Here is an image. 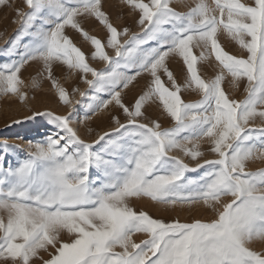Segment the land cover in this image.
<instances>
[{"label": "snow or ice", "instance_id": "1", "mask_svg": "<svg viewBox=\"0 0 264 264\" xmlns=\"http://www.w3.org/2000/svg\"><path fill=\"white\" fill-rule=\"evenodd\" d=\"M6 2L0 0V5ZM126 2L139 11L142 34L133 33L123 43L118 37L129 29L119 32L113 26L101 0H25L28 11L17 9L22 31L31 40L23 50L13 43L9 54L15 58L0 63V93L24 101L21 70L29 61L42 62L69 112L33 111V119L45 118V132L40 140L28 141L26 157L15 165L6 159L9 150L20 146L0 143V261L34 264L41 250L51 248L42 264H264V253L251 247L264 242V166H249L264 160V123L255 124L264 122V0H197L187 11H177L172 0ZM82 16H94L106 26L107 46L115 49V57L81 28L77 17ZM66 26L91 40L92 57L107 61L105 68L90 66L65 34ZM221 30L247 50L246 57L224 50L217 39ZM194 47L202 49L199 57ZM210 55L234 84L246 81L242 99L226 94L223 71L213 79L201 77L197 61ZM177 57L187 70L184 87L199 91L198 101L182 99V86L167 63ZM57 62L80 74L95 93L85 120L114 101L127 123L117 120L119 127L93 143L82 139L73 126L76 107L52 74ZM89 73L92 79H87ZM141 73L150 75L147 90L134 104H125L121 91ZM101 94L111 99H101ZM80 95L89 98L88 92ZM156 99L175 122L172 127L163 128L147 115L145 102ZM205 139L217 159L190 167L169 155L179 150L193 160L202 157L200 141ZM101 141L104 147L97 151ZM198 170L201 175H190ZM93 171L100 175L93 177ZM134 198L173 209L202 202L216 218L166 221L134 207ZM136 233L149 238L136 243Z\"/></svg>", "mask_w": 264, "mask_h": 264}, {"label": "rangeland", "instance_id": "2", "mask_svg": "<svg viewBox=\"0 0 264 264\" xmlns=\"http://www.w3.org/2000/svg\"><path fill=\"white\" fill-rule=\"evenodd\" d=\"M149 2V0H144ZM197 0H172V6L177 11H187L190 6H194ZM242 3L252 4L254 0H241ZM102 10L105 11L110 22L113 26L117 27L119 32H123L124 28H128L127 34L120 35L118 39L123 43L128 40L133 33L142 34L139 25V11L132 9L126 0H101ZM209 4H213L214 0H208ZM17 9L28 11L25 0H7L4 5H0V63L9 61L15 57L9 54V48L13 43L20 45V50H23V45L30 42L31 37L25 35L22 31L20 24V17L17 14ZM217 11V15H218ZM81 28L88 33L89 36H95L100 39L104 45V51L109 57H115L116 52L114 48L107 46L108 31L105 25L101 24L94 16L77 17ZM65 34L68 35L73 43L85 53L87 62L91 67L100 70L107 66V61L99 58H93L92 53L95 51L94 46L90 39L85 38L78 30L73 29L71 26H66ZM217 39L225 51L230 54L246 57L247 50L243 49L235 40H233L226 31L221 30L217 34ZM154 46V42L152 45ZM202 49L193 48V53L199 57ZM169 70L172 71L173 76L177 79V83L181 87V96L185 102H195L200 99V92L193 88L184 87L187 81V70L182 63V58H173L167 61ZM197 69L201 77L205 80L213 79L216 75L224 72V80L222 87L230 98L237 100L242 99L245 95L243 88L246 81H240L238 86L233 83L230 74L223 70L219 62L215 60L214 55H210L207 60H198ZM52 74L57 79V82L64 86L69 92V98L72 100L73 105L76 107L78 119H74L73 126L76 128L78 134L88 143H93L98 140L101 135L106 132H111L114 128L119 127V123L126 124V114L122 109L113 101L106 108L98 110L95 114L88 113L90 119L85 120V109L90 103V97L95 95L89 89L85 79L76 72L68 70L67 65L60 62L54 63L52 66ZM134 74V73H133ZM21 78L24 85L21 91L27 93L24 101H20L18 95H5L0 93V143L6 141L9 144L19 145V149H11L10 154L6 159V163L15 165L18 160L26 157L28 141H38L42 138L45 128V118L36 117L32 118L33 111H46L51 110L57 114L66 115L69 112V106L59 102L58 90L53 87L52 80L48 78L47 70L44 68L42 62L29 61L27 65L21 70ZM91 73L87 75V79H92ZM162 80L165 81L167 86H170V81L167 76L161 74ZM150 82V75L148 73H141L129 85L128 89H123L121 95L123 102L128 105L134 104L136 98L143 95L147 90V85ZM88 92L89 98H82L80 93ZM101 99H111L106 94H101ZM83 101V105H77V101ZM144 108L147 110V115L151 120H155L161 124L163 128H170L175 123L171 117L167 115L163 109L162 104L158 99L154 101H146ZM13 121H20V123H13ZM147 123L148 121H141ZM259 119L255 121L256 125H261ZM8 125H11L10 127ZM89 129L91 131H89ZM123 132V130H121ZM104 147V141H101L96 150ZM191 147V145H189ZM209 143L207 140L200 141V151L203 153L202 157H197L195 160L185 156L182 151L173 150L169 155L177 156L188 163L190 167H195L197 163H202L204 159H217L215 153L209 151ZM23 149V150H21ZM251 168L264 166V160H255L250 162ZM207 167V166H205ZM202 172L198 170L196 173L190 175L195 177L201 175ZM93 177L99 176L98 171H93ZM225 201L230 197L223 198ZM134 207L147 211L150 215L157 218H163L166 221L179 218L182 222H190L193 218L210 220L216 218V213L211 210H206L207 206L202 202L189 208L187 205L184 207L177 206L175 209L166 208L162 204L150 201L147 198L133 199ZM2 214V213H0ZM6 219V216H5ZM146 233H136L133 235V240L140 243L142 240L148 239ZM61 239L68 241V234L62 233ZM251 247L253 250L264 253V242L255 241ZM117 251L121 249L117 248ZM53 250L49 248L48 252L41 250L40 256L33 258L34 264H42V258L48 259L49 253ZM0 264H4L0 261Z\"/></svg>", "mask_w": 264, "mask_h": 264}]
</instances>
